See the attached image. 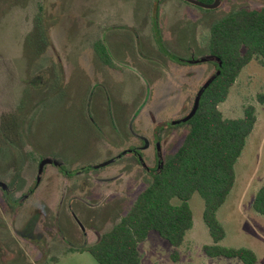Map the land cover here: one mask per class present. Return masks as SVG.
Wrapping results in <instances>:
<instances>
[{
    "label": "rangeland",
    "instance_id": "1",
    "mask_svg": "<svg viewBox=\"0 0 264 264\" xmlns=\"http://www.w3.org/2000/svg\"><path fill=\"white\" fill-rule=\"evenodd\" d=\"M181 1L191 3L0 0V264H98L81 250L126 214L135 194L181 144L194 94L217 71L219 60L210 54L203 60L206 64L193 60L189 67L190 62L176 53H183L194 31L208 49L212 23L237 9L264 6V0H218L205 12ZM155 8L163 37L158 41L145 35L152 31L150 14L156 15ZM78 19L85 25L86 62L72 63L67 57L75 49L72 39L80 45L83 38L77 39L73 26L68 35L67 25H77ZM132 20L153 48L156 42V52L149 54L141 38L129 40ZM48 41L63 74L56 68L53 75L51 56L46 59ZM95 41L104 48L108 43L111 54L112 46L127 47L118 68L101 69L95 61ZM166 78L176 85L164 87ZM133 86L136 92L130 95ZM263 89L264 69L252 60L218 106L227 118L241 117L248 104L255 107L254 128L234 165L235 182L216 217L225 232L219 245L254 250L256 264H264V215L251 207L264 182V106L255 100ZM156 98L164 109H150ZM144 100L146 112L132 119ZM141 121L145 125L140 127ZM147 139L152 147L146 151ZM153 146L161 148L154 168ZM44 160L49 162L36 180L38 163ZM147 167L153 169L146 172L150 177L141 171ZM189 205L193 222L177 248L179 260H171L172 247L150 231L139 244L141 264H241L238 258L203 252V245L212 243L202 219L204 202L195 192Z\"/></svg>",
    "mask_w": 264,
    "mask_h": 264
},
{
    "label": "trees",
    "instance_id": "2",
    "mask_svg": "<svg viewBox=\"0 0 264 264\" xmlns=\"http://www.w3.org/2000/svg\"><path fill=\"white\" fill-rule=\"evenodd\" d=\"M94 48L104 64L112 65L100 42ZM208 51L219 65L186 122L183 141L136 194L126 214L96 243L81 250L89 252L98 264H141L139 244L150 231L168 242L171 260L178 261L177 248L193 222L189 199L195 192L203 199L202 219L212 241L203 245V252L209 257H234L241 264H256L252 249L219 245L225 232L216 217L235 182L234 165L254 128L255 107L248 104L241 117L227 118L218 106L248 63L256 60L264 69V6L237 9L212 23ZM255 100L264 106V89L256 93ZM251 207L264 215V182Z\"/></svg>",
    "mask_w": 264,
    "mask_h": 264
},
{
    "label": "flooded vegetation",
    "instance_id": "3",
    "mask_svg": "<svg viewBox=\"0 0 264 264\" xmlns=\"http://www.w3.org/2000/svg\"><path fill=\"white\" fill-rule=\"evenodd\" d=\"M161 0H154V5H156V4H158L159 2H160ZM180 1V0H179ZM184 1V0H183ZM188 1V0H187ZM200 2H202V3H211L213 0H211V2H205L204 0H199ZM182 2V1H181ZM190 2V1H189ZM183 4L185 3V4H187V5H190V6H194V7H197L198 9H203V11H205V12H208V11H212V9H209V8H204V7H201V6H198L197 4H194V3H188V2H182ZM215 8V7H214ZM213 8V9H214ZM155 11H156V8H155ZM151 15V17L150 18H152V21L150 20V28H149V30H152V31H149L148 33H145V35L150 39L151 38V36H153V37H156L157 39H155V41L157 40L158 41V39L159 38H161V39H163V37H162V34H161V32H160V30H159V25H158V14H157V11H156V15H152V14H150ZM130 29H133V31L134 32H132V33H129V40H132L133 42H135V40L137 39V38H139V40H140V38L141 39H143V41H142V44H143V46L147 49V52H149V54H151L152 52H156L157 51V44H156V42H154L155 43V46H154V48L152 47V45L150 44V42H147L146 40H145V35H143V33H142V30L140 29V27H139V25H135V27H129ZM209 28V27H208ZM129 32H131V31H129ZM195 32V31H194ZM193 32V38L192 39H190V40H187L186 41V43L184 44V47H183V53L182 54H180V53H176V52H173V53H176V54H178V57H181V58H184V60H186L187 62H190V66L189 67H191V62L193 61V60H195V61H198V63L197 64H206V62L205 61H203L204 60V58H206L209 54H210V52L208 51V49L206 48V47H203L202 46V43H201V41H197V39H196V36H195V33ZM149 34V35H148ZM151 34V35H150ZM183 36H184V34L183 33H181ZM183 41H185L186 39L184 38V39H182ZM97 41H100V39L99 40H97ZM97 41H95L94 43H96ZM101 42V41H100ZM181 42V41H180ZM94 43L92 44V46L94 47ZM48 46H49V48H48V50H47V52H46V59H48V57H50L51 56V60H50V62H49V64H50V66H52V69H53V75H54V73H55V71L57 70L56 68H59V70L61 69V71H62V74L63 73H65L63 70H62V68H61V64H60V62H59V59H58V56L56 55V54H53V55H51L50 53H49V50H51L50 49V47L52 46V44H49V41H48ZM52 48V50H53V47H51ZM94 50H95V48H94ZM170 51V50H169ZM96 52V51H95ZM170 52H172V51H170ZM185 52H187L188 54H189V56L188 55H186L185 54ZM94 55H95V57L97 56V53H94ZM199 55H202V56H199ZM211 55V54H210ZM199 59V60H198ZM164 60V62H165V58L164 59H161L160 58V61H163ZM167 60V59H166ZM95 61L96 62H98L99 64H102V67H104V68H101L103 71H105V72H107V71H111V69L110 70H108V69H106L107 68V66L108 65H106V64H104L101 60H100V58H99V56L97 57V58H95ZM157 61V60H156ZM159 62V61H158ZM138 63H139V60H138ZM98 64V65H99ZM112 65L114 66V64L112 63ZM112 65H110V66H108V67H110V68H113L112 67ZM172 65H174V64H172ZM173 67L174 66H171L170 67V70L169 71H173V70H171V69H173ZM175 70V69H174ZM167 79V81L169 80H171L170 78H166ZM206 82V80L200 85V87L199 88H197V90H196V92H195V94H194V97H193V101H192V104H191V106H193V103H194V99H195V97L197 96V92H198V89H200L201 87H202V85L204 84ZM62 82L60 81V84H61ZM60 84H58V85H60ZM174 85H176L175 84V82L173 83ZM97 85V84H96ZM169 87V86H173L172 85V83L171 82H169L168 84H165L164 83V87ZM59 87V86H58ZM179 90V89H178ZM186 91V90H185ZM54 92V90H52V93ZM58 92H61L60 90L58 91ZM57 92V93H58ZM179 92V91H178ZM187 92V91H186ZM107 103H109V99H107V101H106ZM160 102H161V100H160ZM103 104H104V101H103ZM188 112V111H187ZM186 112V113H187ZM183 116V115H182ZM133 119V118H132ZM185 123H182L181 125H184ZM171 128H176V127H167V128H162L164 131L165 130H167V129H171ZM147 131V130H146ZM150 142V143H149ZM145 143H146V146H145V148H143V149H145L146 151L150 148V147H152V142H151V140H146L145 141ZM129 144H131V143H129ZM133 144V143H132ZM153 148L155 149V155H154V159H155V161H156V156H158L159 154H160V149L158 150V151H156V147H154L153 146ZM159 156H161V154L159 155ZM134 161L135 160H133V161H131V164H133L134 163ZM45 164V163H44ZM44 164H43V166H44ZM104 164H106V163H102V164H97L96 166H94L95 168H99V167H101V166H103ZM157 165V161H156V163H155V165L152 167V168H154L155 166ZM43 166L41 167V168H39V163H38V167H37V175H36V180H38V178L40 177V174H41V172H42V168H43ZM148 166V165H147ZM152 168H148L147 167V169H145L144 171L143 170H141L142 172H143V174L144 173H146V172H148V173H151V171L153 170ZM145 175H147V176H149L147 173L145 174ZM150 177V176H149ZM136 180H134L133 182H137L138 181V177L137 178H135ZM150 179H151V177H150ZM149 179V180H150ZM145 180H148V178H145ZM148 180V181H149ZM1 184H2V182H0V186H1ZM133 190V189H132ZM136 195V194H135ZM123 197V196H122ZM124 197H126V194L124 193ZM135 198V197H134ZM81 200V199H80ZM79 200V201H80ZM76 210V209H75ZM83 230V229H82ZM83 232V231H82Z\"/></svg>",
    "mask_w": 264,
    "mask_h": 264
},
{
    "label": "crops",
    "instance_id": "4",
    "mask_svg": "<svg viewBox=\"0 0 264 264\" xmlns=\"http://www.w3.org/2000/svg\"><path fill=\"white\" fill-rule=\"evenodd\" d=\"M132 22H133V25H131V23L129 22V27H135V25L137 24V23H135L133 20H132ZM76 27V33H77V39H80V36L83 38L82 39V42H81V44L79 45L78 43L80 42V41H78L77 43H75V38L74 39H72V41H74V44H73V47L75 48V49H73L72 50V52L71 53H68L67 54V57H68V60L70 61V62H72L71 61V58L73 59V62L72 63H79L81 60H84L85 61V57L83 56L84 55V50H85V48H84V41H85V44H86V34H85V25L84 24H80L79 23V19H78V24L76 25H70V22L68 23V25H67V29H68V27H69V29H68V35H69V30H70V27ZM128 27V28H129ZM65 40H66V43H68L69 41H70V38L68 39L67 37L65 38ZM62 41V40H61ZM60 42V41H59ZM62 43V42H61ZM105 44V43H104ZM105 48H106V50H107V48H108V50H107V52H108V54H109V57H110V59H111V62L114 64V66L116 67V68H118V65H117V63L121 60V58H122V56L123 55H125L126 53H127V47H125L123 44L121 45V46H118L117 48L116 47H114V46H112L111 47V50H112V52H113V54H111V52H110V49H109V46H108V43H107V47H106V44H105ZM83 54V55H82ZM118 55H119V58H118ZM90 59H92V55H90V56H88ZM98 57V55L96 56V58ZM86 62V61H85ZM139 63H140V61H139ZM106 69H108V70H114V69H112V68H110V67H108L107 66V68ZM107 72H109V71H107ZM115 72H116V70H115ZM110 75V74H109ZM169 81V80H168ZM137 82L139 83L140 81H138L137 80ZM165 82V81H164ZM164 82H162V83H164ZM166 82H167V80H166ZM169 82H171V83H174V80L173 79H171ZM158 83V82H157ZM184 93H187L184 89L182 90ZM136 92V87H130L129 88V93H130V95L132 94V93H135ZM129 95V96H130ZM131 98L129 97V100H130ZM161 102H160V100H158V98H156L155 99V101H154V104L152 105V107L150 108V109H154V108H156V109H159V110H162V109H164L163 108V106H164V104H163V106H162V104H160ZM143 108H147V104L145 103V100L143 101V103L136 109V111L133 113V115H132V118L134 119L135 117H140V116H142L145 112H146V109H143ZM143 125H145L144 124V122L143 121H141V124H140V127L141 126H143ZM254 251V250H253ZM255 252V251H254ZM256 254V253H255ZM257 257V256H256Z\"/></svg>",
    "mask_w": 264,
    "mask_h": 264
},
{
    "label": "water",
    "instance_id": "5",
    "mask_svg": "<svg viewBox=\"0 0 264 264\" xmlns=\"http://www.w3.org/2000/svg\"><path fill=\"white\" fill-rule=\"evenodd\" d=\"M188 1H190V2H192V3H194V4H197V5H199V6H202V7H204V8H214V7H216L219 3H218V0H213V2L212 3H202V2H199V1H196V0H188ZM208 57V56H207ZM217 73V72H216ZM213 77V75L211 76V78ZM211 78L209 79V80H207L205 83H204V85L202 86V88L198 91V94H197V96L195 97V99H194V103H193V106H192V109H191V114H190V116H189V118L193 115V113L195 112V110H196V108H197V106H198V103H199V98H200V93H201V91H202V89H203V87H205L206 85H207V83L211 80ZM189 112V113H190ZM46 162H49V161H47V160H44V161H42L40 164H39V168H41L42 166H43V164L44 163H46Z\"/></svg>",
    "mask_w": 264,
    "mask_h": 264
}]
</instances>
